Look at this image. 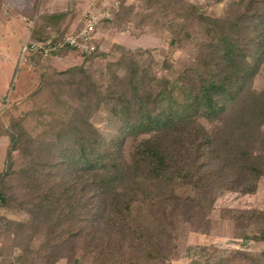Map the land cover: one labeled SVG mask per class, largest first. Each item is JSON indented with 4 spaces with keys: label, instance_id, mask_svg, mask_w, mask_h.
Here are the masks:
<instances>
[{
    "label": "trees",
    "instance_id": "16d2710c",
    "mask_svg": "<svg viewBox=\"0 0 264 264\" xmlns=\"http://www.w3.org/2000/svg\"><path fill=\"white\" fill-rule=\"evenodd\" d=\"M212 1L225 2L206 3ZM124 2L106 20L118 28L135 10ZM145 2L153 13L144 23L163 21L171 45L191 42L195 58L182 68L165 63L161 70L174 78L160 77L141 66L145 51L116 45L121 57L108 66L106 88L86 76L85 64L69 70L86 78L89 91L80 108L55 117L32 151L20 147L24 132L4 130L10 144L0 172V210L28 219L0 216L1 264H172L189 234L212 233L221 197L258 191L264 91L253 82L264 68V0H231L219 18L200 1ZM72 4L40 16L54 41L69 32ZM96 47L81 56H104ZM39 58L32 54L31 65L40 66ZM42 77L46 82V72ZM101 110L117 126L112 136L92 122ZM220 219L239 231L234 238L242 246L264 243V211L223 208ZM201 254L204 264H264V252L213 246Z\"/></svg>",
    "mask_w": 264,
    "mask_h": 264
},
{
    "label": "rangeland",
    "instance_id": "374dc122",
    "mask_svg": "<svg viewBox=\"0 0 264 264\" xmlns=\"http://www.w3.org/2000/svg\"><path fill=\"white\" fill-rule=\"evenodd\" d=\"M69 1L73 2L71 8L74 12L65 21V25H69L68 31L82 26L85 11L94 1L98 5L97 11L101 12L99 14L110 10L112 18L114 13L120 10L123 1L126 5L134 6L135 10L122 28L108 22L112 18L108 21L103 20L99 24L97 42L99 53L104 56L84 59L81 54L73 53L66 56L39 58L40 66L28 63L27 67H20L21 71L15 76L16 68H19L23 45L29 39L44 37L47 33L40 21V16L57 6L65 7ZM88 1L90 2L87 6ZM195 1L205 5L209 15L219 18L231 0H225L221 4L215 1L211 3H206V0ZM49 4L54 5L49 7ZM145 8V0H55L53 2L52 0H0V134L2 136L0 139H5L9 146V132L5 133L4 130L24 132V136L20 138L23 142L20 147L29 152L32 151L37 146V142L36 144L32 142L45 131L47 126L48 129L52 128L55 117L64 115L71 108H80L81 95L84 96L89 91V82L86 78L76 72L69 73V70L85 64L86 76L99 80L106 88L110 83V76L107 74L108 66L121 57V52L116 45L133 51L140 49L145 51L139 57L142 67L150 69L157 76L174 78L171 73L161 70V66L166 63L173 64L176 68L184 67L195 58V46L185 41L180 46L173 47L172 35L163 25V21L162 26L156 25L157 19L144 23V20L153 13V10L148 11ZM45 72L46 82L42 77ZM253 89L258 92L264 91V68L255 76ZM108 120L105 111L101 110L92 122L104 134L112 136L117 126L109 124ZM52 133L55 134V131ZM29 147L30 149H26ZM21 155L23 156L17 151L14 153V158L20 160ZM1 166L0 152V168ZM223 208L238 211H264V179L261 180L258 191L254 195L229 193L221 197L213 214L215 226L212 233L206 236L189 234L180 242V257L172 264H193L194 262L204 264L206 260L201 259V249L213 246L224 250L264 252L263 242H252L242 246V240L234 238L239 231L229 221L220 219V211ZM0 216L16 221L28 219L23 213L6 209L0 210ZM2 247L0 239V264L3 260ZM58 264L67 263L60 261Z\"/></svg>",
    "mask_w": 264,
    "mask_h": 264
},
{
    "label": "built area",
    "instance_id": "2783aa9c",
    "mask_svg": "<svg viewBox=\"0 0 264 264\" xmlns=\"http://www.w3.org/2000/svg\"><path fill=\"white\" fill-rule=\"evenodd\" d=\"M97 2H93L85 12L82 26L76 28L61 40L54 41V36L49 34L46 40L29 39L22 47L18 67L30 64L32 54H43V58L52 57L54 53L67 49L71 54H92L96 50L98 26L103 20L112 18L110 10L97 11ZM27 67V66H26Z\"/></svg>",
    "mask_w": 264,
    "mask_h": 264
},
{
    "label": "crops",
    "instance_id": "0c3cea01",
    "mask_svg": "<svg viewBox=\"0 0 264 264\" xmlns=\"http://www.w3.org/2000/svg\"><path fill=\"white\" fill-rule=\"evenodd\" d=\"M55 1V0H52V2ZM57 1V0H56ZM90 1L87 2V6L89 4ZM54 4H49V7L50 6H53ZM86 6V7H87ZM85 11V10H84ZM86 12V11H85ZM75 30V29H74ZM46 31V30H45ZM73 30L69 31V32H72ZM47 36L50 34L49 31H47ZM0 152H1V158H2V166L0 168V172L3 170L4 168V164H5V160H6V156H7V149H8V142L5 140V139H0Z\"/></svg>",
    "mask_w": 264,
    "mask_h": 264
}]
</instances>
